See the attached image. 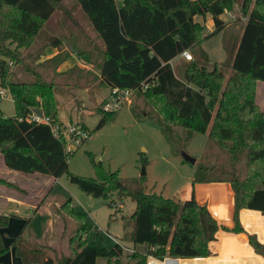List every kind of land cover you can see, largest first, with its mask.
<instances>
[{"label":"trees","instance_id":"16d2710c","mask_svg":"<svg viewBox=\"0 0 264 264\" xmlns=\"http://www.w3.org/2000/svg\"><path fill=\"white\" fill-rule=\"evenodd\" d=\"M63 1L0 0V85L9 89L15 103L14 115L0 113V152L12 169L52 176L68 173L69 179L85 192L108 197L113 188H127L117 171H103L97 177L71 172L69 158L77 148L67 150L66 137L57 135L51 124L30 119L38 106L52 118L53 124L64 125L59 119V102L55 97L60 91L57 78L67 71L78 69L84 73L85 69L76 64L59 70L70 56L61 51L64 37L55 32L47 37L45 46L59 49L45 60L54 67L50 78L46 72L34 73V78H17L10 63L13 60L21 64L22 49H29ZM77 1L102 46L91 41L84 23L69 12L65 18L74 15L78 25L68 23L71 28L68 34L74 41L68 46L69 53L74 49L85 62L96 63L102 86L133 88L135 94L143 92L152 100L160 97L163 102L158 105V111L165 122L183 125L190 135L207 132L229 159L226 162L217 155L215 163L200 164L191 195L185 199L148 189L144 184L129 190L136 202L131 214L130 238L134 245H147L138 262L143 264L147 255L175 258L210 255V242L217 239L220 229L228 227L219 222L206 203L197 199L195 183L231 184L235 226L240 224L241 208L259 210L264 217V108L257 99V85L264 81V0ZM238 3L243 14L235 19H247L239 46L235 50V44H229L225 36L227 59L212 60L202 42L222 30L227 31L228 22L221 14ZM207 13L212 15L214 29L200 36L202 26L195 16ZM12 43L16 44L13 48ZM184 49L191 50L192 59L181 56ZM227 63L232 67L229 74L224 68ZM80 79L75 80L76 86L91 81L84 76L85 83ZM143 83L147 84L145 89ZM103 110L99 126L116 111ZM164 121L160 119L162 129L167 131ZM81 124L88 128L84 122ZM143 161L147 162L145 156ZM140 179L144 181V175ZM222 191L220 198L226 202L231 191L224 185ZM208 195L213 196L211 192ZM216 205L211 206L215 209ZM59 210L80 222L77 234L81 237L75 244L71 238L72 251L60 257V264H97L99 256L111 259L122 254L123 243L117 241L108 247L100 231L90 237L85 214L75 209L72 197ZM10 216L0 212V227L9 223ZM248 234L254 249L264 255V242L256 233ZM15 244L24 262L57 264L44 245L27 240L22 233L16 237ZM7 249L0 235V254Z\"/></svg>","mask_w":264,"mask_h":264},{"label":"rangeland","instance_id":"374dc122","mask_svg":"<svg viewBox=\"0 0 264 264\" xmlns=\"http://www.w3.org/2000/svg\"><path fill=\"white\" fill-rule=\"evenodd\" d=\"M69 12L82 20L88 35L92 38L91 41L102 46L99 35L91 26L78 1L64 0L29 49H22L24 54L21 64L9 59L17 78H34L36 76L34 73L44 74L45 72L48 78L53 76L52 63L45 61L48 58L46 55L48 46L45 44L50 33H58L65 40L62 53L70 54L66 47L74 41L70 40L72 37L68 31L71 28L64 16ZM230 13L241 16L243 13L240 3L227 9L223 14L228 22L227 31L224 33L222 30L202 42V47L212 60L224 62L227 59L225 36L229 38V44L230 42L235 44V50L241 41L247 19L239 17L232 19ZM195 19L199 20L202 26L200 36H205L214 29V21L210 13L197 14ZM11 46L13 48L16 44L12 43ZM42 60L44 62L40 63ZM84 68V73L77 69L64 72L57 78L60 82V91L55 94V97L59 102V119L64 122V125L84 122L91 133L90 137L83 141L69 158V170L94 177L99 176L103 171H117L127 188L124 190L113 188L108 197L94 196L72 182L68 173L52 176L41 172L12 169L5 164L0 152V211L11 213L10 222L1 226L0 231L5 243H8L10 236L14 234L16 238L23 227H30L31 230H27L26 233L27 237L34 236L35 243L44 245L46 251L55 257L57 264H60V257L70 254L72 245L81 238L77 234L80 222L59 210L60 205L67 198L72 197L75 209L85 214L90 237H94L95 232L100 231L104 234V243L108 247L114 246L117 241L124 244V250L119 257L108 259L105 256H99L97 264H142L138 261L147 250V245H134L130 238L133 229L131 214L136 202L129 190L144 184L148 189L185 199L189 187L193 186V178L200 164L215 163L217 155L226 162H229V159L207 132H194L190 135L183 125L165 122L158 111V105L163 102L161 98L152 100L143 92L134 93L130 102L114 111L115 115L99 126L110 88L98 82L96 71L100 69L96 63H92L91 69H87L86 66ZM224 68L227 74L232 70L231 64L228 65V63L224 65ZM83 76L91 79L90 83H85ZM77 78H81L82 82L84 80L85 85L76 86ZM2 89L7 94L0 93V113L4 111L8 115H14L15 103L12 94L8 88L0 85V92ZM257 99L264 108L263 80H260L257 85ZM34 109L38 113L44 112L42 107L36 106ZM160 119L167 124V131L162 129ZM184 152L195 156L196 162L186 160ZM143 156L146 157L147 162L143 161ZM143 166L145 173H143ZM142 175L145 177L144 181L140 179ZM205 189L206 187L201 186L200 194H204ZM210 189L207 188V192H211L213 196L204 197L214 214L215 210L229 200L225 202L224 198H220L223 193L221 186L212 185ZM214 203L218 204L214 206L215 209L211 206ZM41 204L39 212H35ZM233 204L235 208L234 199ZM18 208L23 214L15 212ZM242 209L239 213L240 224L235 226V221L232 225L224 224L228 228H223L212 243L210 255L185 261L178 259L176 260L178 262L170 260L166 263L163 260L166 256L147 255L143 264H264V255L254 249L248 234V232L256 233L258 238L259 233L264 235V217L261 214L245 215V212L242 215ZM71 238H74L73 244L70 242ZM136 253L141 255L136 256ZM2 255L5 263L10 264L9 255L7 253ZM150 257L151 260L148 259Z\"/></svg>","mask_w":264,"mask_h":264},{"label":"crops","instance_id":"0c3cea01","mask_svg":"<svg viewBox=\"0 0 264 264\" xmlns=\"http://www.w3.org/2000/svg\"><path fill=\"white\" fill-rule=\"evenodd\" d=\"M71 13V12H70ZM225 12H223L222 14H221V17L222 18H224L225 19V17L223 16V14H224ZM208 14V13H207ZM211 14V13H210ZM196 17V16H195ZM73 18H74V20H73ZM79 22H82V20H78ZM66 22L67 23H69V24H72L73 26H78L77 25V23H76V19H75V16L73 15V16H69V17H67L66 18ZM67 49L69 48L68 46L66 47ZM59 51V49L57 48V47H54V46H48L47 48H46V55H47V57H51V56H53V55H55L57 52ZM78 53H76V51L75 50H73V49H70V56L60 65V70H67L68 68H70V67H72V66H74V65H76V64H79L81 67H87V69H91L90 67H92V63H90V62H85L79 55H77ZM96 73H98V74H100V71H96ZM222 185L221 187H223V185H224V187L226 188V190L228 191V190H230L231 191V196L230 197H228L229 199H227V201L229 200V202H227V203H225V204H223V205H221L219 208H218V211H219V213H215L214 212V214H215V216L218 218V220H219V222L220 223H223V224H228V225H232L233 224V222H234V218H233V216H234V204H233V199H234V196H233V190H232V187H231V185H230V183H228V182H217V181H212V182H197V183H195V185H194V188H195V194H196V197H197V199L201 202V203H206V199H205V197L204 196H206V195H208L209 193L207 192L208 190H207V188L209 189V190H211L210 189V187L212 186V185H214V186H217V185ZM206 187V189H205V192H204V194H200V187ZM191 190H192V187H189V190H188V192H187V196H190L191 195ZM207 192V193H206ZM10 198V197H9ZM219 198V197H218ZM7 201H9L8 199H6ZM223 201V200H222ZM225 201V200H224ZM43 204V203H42ZM42 204L38 207V209H36L35 210V212H39V210L41 209V207H42ZM0 212H4V211H0ZM17 214H23V212H22V210L21 209H17L16 211H15ZM244 212H245V215H248V214H251V215H255V214H262L261 213V211H259V210H255V209H249V208H243L242 210H241V214L243 215L244 214ZM4 213H6V212H4ZM9 214H11V213H9ZM9 222H10V219H9ZM251 226H255L254 224H251ZM21 230V229H20ZM27 230H31V228L29 227H23V230L21 231V233L23 234V236L27 239V240H29V241H31V242H36V239L34 238V236H30L29 234V236L27 237ZM223 230L222 229H220L219 231H218V233H217V237L219 236V233L220 232H222ZM32 232V231H31ZM20 233V234H21ZM17 234V233H16ZM0 235H1V237H2V240H3V242H4V244L8 247V249L4 252V253H2V254H5V253H7L8 255H9V259H10V264H37L36 262H24L23 261V259L17 254V252H16V244H15V239L16 238H14V234L12 235V236H10V238H9V242L8 243H5V241H4V238H3V235H2V233H1V231H0ZM259 238H260V240L261 241H263L264 242V236L263 235H261V233H259ZM17 237V236H16ZM215 240H212L211 242H210V247L212 246V243L214 242ZM143 245V244H142ZM2 254H0V264H7V263H5V261L2 259L3 257V255ZM18 257V258H17ZM158 258V257H157ZM195 258H200V257H189V258H178L180 261H185V260H191V259H195ZM149 260H151V257L150 258H148ZM8 262V261H7ZM8 264H9V262H8Z\"/></svg>","mask_w":264,"mask_h":264},{"label":"built area","instance_id":"2783aa9c","mask_svg":"<svg viewBox=\"0 0 264 264\" xmlns=\"http://www.w3.org/2000/svg\"><path fill=\"white\" fill-rule=\"evenodd\" d=\"M232 16V19L236 18V14L230 13ZM181 56H184L187 59H192L193 54L190 49H184L181 53ZM147 87V84L143 83L142 88L145 89ZM1 95H6L5 90H1ZM135 93V90L133 88H122V87H114L110 88V94L108 96L107 101L104 104V108L106 110H118L122 106H124L127 102L131 101V96ZM30 119L46 122L52 125L53 130L56 132L57 135H64L67 139V150H73L77 148L83 141L87 140L91 133L88 128H86L84 125H82L79 122L67 124V125H59V124H53L52 118L48 115H46L44 112L38 113L37 111H34L30 115ZM164 262L167 261H174L178 260V258L166 256L164 259Z\"/></svg>","mask_w":264,"mask_h":264},{"label":"water","instance_id":"95a60500","mask_svg":"<svg viewBox=\"0 0 264 264\" xmlns=\"http://www.w3.org/2000/svg\"><path fill=\"white\" fill-rule=\"evenodd\" d=\"M184 157L186 160L192 162V163H195L197 158L195 156H192L191 154H188L187 152H184ZM146 170H145V167L143 166V173H145Z\"/></svg>","mask_w":264,"mask_h":264}]
</instances>
